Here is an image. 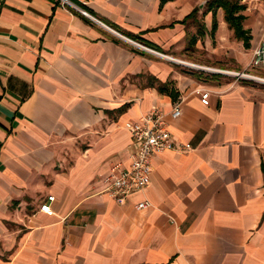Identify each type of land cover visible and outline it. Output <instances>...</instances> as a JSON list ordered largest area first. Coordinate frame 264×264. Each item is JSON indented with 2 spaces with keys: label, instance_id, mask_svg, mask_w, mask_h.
I'll list each match as a JSON object with an SVG mask.
<instances>
[{
  "label": "crops",
  "instance_id": "1",
  "mask_svg": "<svg viewBox=\"0 0 264 264\" xmlns=\"http://www.w3.org/2000/svg\"><path fill=\"white\" fill-rule=\"evenodd\" d=\"M69 1L91 18L58 0H0V264H264V86L177 62L244 69L264 0H245L248 47L208 12L188 44L210 55L166 58L125 37L179 50L195 0ZM224 38L236 53L217 55ZM153 107L190 149L157 154L149 185L118 204L103 176L128 166L127 127Z\"/></svg>",
  "mask_w": 264,
  "mask_h": 264
},
{
  "label": "built area",
  "instance_id": "2",
  "mask_svg": "<svg viewBox=\"0 0 264 264\" xmlns=\"http://www.w3.org/2000/svg\"><path fill=\"white\" fill-rule=\"evenodd\" d=\"M62 6L77 8L69 0H58ZM81 15L90 17L82 8H77ZM91 18V17H90ZM173 61V60H172ZM181 64V63H179ZM183 66L209 75H219L230 78L235 82H250L264 86V40L257 43L252 49L248 65L241 70L217 69L207 66L182 63ZM193 94L199 96L203 105H208L210 93L203 89H195ZM181 102L177 101L170 112V117L176 119L181 115ZM164 113L157 107L142 115L138 121L128 125L127 130L132 139L133 152L128 166H115L111 173L104 179L105 191L112 199L122 204L128 195L142 192L150 182L152 173V159L164 151H187L190 145H177L164 121ZM53 197H48L39 210L46 215H53L50 202ZM149 207L146 201L135 204L136 210Z\"/></svg>",
  "mask_w": 264,
  "mask_h": 264
},
{
  "label": "rangeland",
  "instance_id": "3",
  "mask_svg": "<svg viewBox=\"0 0 264 264\" xmlns=\"http://www.w3.org/2000/svg\"><path fill=\"white\" fill-rule=\"evenodd\" d=\"M206 1L207 0H195L194 1L193 5L195 7H197V9H198L197 15H196V19L195 20H189L187 22V24L185 25L186 26L185 27V40H184L183 44L179 47V50L172 49L171 51H168V52L157 51L155 49L149 48L148 46H146L144 43L140 42L139 40H136V39H133V38H130V37H125V40H127V39H129V41L131 40L132 43H134V45L137 47V49L139 51L147 53V55H153L155 57H160V58L161 57L162 58H166L165 55H210L209 49L206 48L204 45H203V49L202 50H196L195 48L191 47L188 44V39L192 35L195 34L197 29L200 27V25L203 24L205 26L206 25V21L210 18L209 14L205 15V12L207 10ZM239 3L242 4V5H245V6L247 5V2H245V0H239ZM240 13H243V11L240 12ZM222 16H223L222 11H220V10H216L215 11L214 19L216 20V22L219 21L220 19H222ZM209 29H210V25H209V28H206V31H207L206 33L207 34H209ZM207 36H209V35H207ZM220 42L221 43L218 46L217 55H231L230 54L231 52L232 53H236L237 52L236 44H233V47H231V46L226 47L225 45H222V44H225V38L223 40H220ZM212 44H214V43H212ZM191 64H194V63H191ZM178 65L181 66V67H185L182 64H178ZM195 65H198V64H195ZM201 66H204V65H201ZM207 67H210V66H207ZM185 68L189 69V70H192L194 72L196 71V70H193V69H190V68H187V67H185ZM212 68L225 69V68H219V67H212ZM196 72H199V73H202V74H205V75H209V74H206V73H203V72H200V71H196ZM209 76L221 77L219 75H209ZM57 168H60V166L59 167L57 166ZM108 174H109V172L107 173V175L103 176V179H105L108 176ZM10 222L11 221H9L7 223L8 228L12 229L13 227H16L15 223H12V222L10 223ZM1 257L4 258L5 256H1Z\"/></svg>",
  "mask_w": 264,
  "mask_h": 264
},
{
  "label": "trees",
  "instance_id": "4",
  "mask_svg": "<svg viewBox=\"0 0 264 264\" xmlns=\"http://www.w3.org/2000/svg\"><path fill=\"white\" fill-rule=\"evenodd\" d=\"M207 10L205 12H211L213 17L215 15V11L217 9H221L223 11V19L227 23L228 27L233 30L234 35L237 39L242 40L245 47H248L249 37L247 32L242 27V22L244 20V16L242 15V11H244L245 6L239 3V0H207L206 1ZM198 9L195 8L192 10L190 14H188L183 22L187 20L195 19ZM214 28V24H213ZM203 35V31H200ZM139 41L144 42L142 39L138 37H133ZM146 46H149L148 43H144ZM153 46V45H151ZM151 49H155L153 47H149ZM157 50V49H155ZM157 88L160 92H166V88L164 85L158 84Z\"/></svg>",
  "mask_w": 264,
  "mask_h": 264
},
{
  "label": "bare ground",
  "instance_id": "5",
  "mask_svg": "<svg viewBox=\"0 0 264 264\" xmlns=\"http://www.w3.org/2000/svg\"><path fill=\"white\" fill-rule=\"evenodd\" d=\"M172 60H173V59H172ZM174 61H175V60H174ZM177 62H179V63H181V64L184 63L183 61H177ZM186 63H187V62H186Z\"/></svg>",
  "mask_w": 264,
  "mask_h": 264
}]
</instances>
